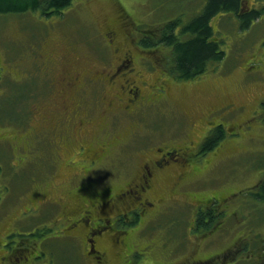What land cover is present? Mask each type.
Segmentation results:
<instances>
[{
    "label": "rangeland",
    "instance_id": "1",
    "mask_svg": "<svg viewBox=\"0 0 264 264\" xmlns=\"http://www.w3.org/2000/svg\"><path fill=\"white\" fill-rule=\"evenodd\" d=\"M205 2L73 0L60 13L48 16L38 11L0 14V58L11 64L2 69L6 75L0 78V150H8V156L0 158V236L13 232L10 251L22 237L27 239L22 241L29 242L21 246L22 251L35 246L37 249L32 250V255L41 253L33 264L90 263L83 241L61 236L59 232L65 227L61 216H69L65 211L76 200V194L81 193L85 202L96 197L100 188V183L92 176L87 178V174L85 181L74 180L78 186L68 179V174L78 171L79 164L69 160L79 155V133L65 138L64 134H48L56 148L47 150L46 146L41 147L43 142L29 125L19 123L23 128L20 131L5 118L21 117L23 113L18 108H27L29 93H36L35 100L39 96L38 102H44L47 110L53 107L54 100L49 99L41 79L46 74L37 51L55 54L54 59L65 52L70 62L79 57L76 69H82L94 54L100 53L95 51L94 44L99 49L106 48L110 36L105 31L113 28L118 45L135 51V62L144 63L138 69L143 75L139 76V85L145 100L143 105L128 107L135 111L132 117L118 106L115 127L109 137L97 135L107 122L100 115L105 106L94 111L90 124L95 130L93 139L95 142L101 139L107 151L112 145L111 162L101 167L95 177L104 181L112 171L127 169L126 176L111 181L115 189L135 173L142 156L151 155L148 150L153 144L165 148L179 146L188 144L187 137H191L193 149L197 150L203 136L216 124H221L223 133L216 146L199 152L202 166L190 170L193 177L183 186L175 187L166 180L156 185V196L168 197L152 216L142 217V226H135L127 233L125 241L130 248L127 246L125 251L132 253L127 260L131 264H195L207 256L205 259L210 258L214 264H264V200L252 198L248 192V188L264 179V116L261 117L264 113V11L246 29H240L239 19L230 12H221L214 18L213 26L217 30L213 32L221 39L224 57L209 63L206 71L193 79H176L167 72L166 76L161 75L160 60L169 71L170 53L166 46L138 49V52L135 47L144 29L158 31L160 25L176 18L183 25L201 12ZM241 6L263 7L264 1L242 0ZM59 67L56 61L53 71L57 72ZM100 99L104 103L101 96ZM227 102L232 104L222 108ZM228 109L232 111L224 114ZM249 120L251 127L246 125ZM65 127V123L57 126L58 130ZM23 147L29 151L28 156L11 155L12 151L25 152ZM55 149L58 150L56 165L47 166V162L51 163L50 151ZM176 188L185 193L184 197L178 198ZM188 197L189 203L181 201ZM221 198L219 228L212 229V233L192 229V204L209 205ZM58 199L60 206L52 202ZM102 240L98 248L105 246L106 264H124L118 244H111L108 237Z\"/></svg>",
    "mask_w": 264,
    "mask_h": 264
},
{
    "label": "flooded vegetation",
    "instance_id": "2",
    "mask_svg": "<svg viewBox=\"0 0 264 264\" xmlns=\"http://www.w3.org/2000/svg\"><path fill=\"white\" fill-rule=\"evenodd\" d=\"M245 7L248 8V6ZM250 7L251 6H249V8ZM105 34H109L110 36L108 43H105L106 48L104 50L99 49L100 46L97 47L96 44H94L95 51L100 53L94 54L90 59L91 61L82 69H76V63L80 60L79 57H76L74 62H70L67 60L65 52L60 53L54 59L55 54L50 56L46 55V52L42 50L37 51L36 56L40 58V64H42L43 71L46 74V76L41 75V79L48 89L50 94L49 99L54 100L53 107L47 110L44 102H42V104L38 102L39 96L35 100L36 93H29L28 96L30 100L27 103V108L22 109L17 106L19 107L18 110L20 109L23 113L21 117L10 115L5 118V121H8L9 124L18 126L20 131H22L23 128L19 123L23 122V125H29L32 128V132L40 137L43 142L41 147L44 148V146H46L47 150H50L52 147L56 148L53 140L47 137L48 134L52 136H61L64 134L65 138V136L71 137V135L79 133V155L69 160L71 163L79 164L78 171L76 172L75 170V173L68 174V179L72 185L78 186L79 183H73L74 180L80 181L82 178V180L85 181V176L87 174V178L92 176L96 182L100 183V190L98 189V193L95 195L96 197L91 196L94 198H90L85 202L83 201L81 193L76 194V200L70 205L68 211H65L68 212L69 216L67 218L65 217L66 214L61 216L64 218L63 224H65V227L63 232L59 231L60 235L70 236L79 241L82 240L84 243L83 249L85 255L90 261L89 264H106V248L105 246L98 248V244L100 246V243L103 241L102 239L108 237L111 244H118L119 248L122 250L124 254H122L124 264H131L127 259L132 253L125 251L127 246L130 248L125 241L127 233L135 226H142L144 223L142 217L148 215L152 216L156 208L159 209L163 202L166 201L168 195L164 198L156 196L155 194L156 185L162 180H166L169 184L177 187V185L183 186L189 179H192L193 176L190 170L202 166L200 159H198L201 143L197 145V150L193 149L194 141L191 137H187L188 144L179 146L175 144L174 146L165 148L164 146H154L155 144H153V147L148 150L151 152V155L142 156L144 158L141 159L135 173L115 189L112 187L111 181L115 178L126 176L128 174L127 169L119 172L112 171L109 173L111 176L107 175L104 181L99 177H95V175L101 172V167L111 162L110 159H112V154L110 150L112 145L109 146L107 151L104 148L105 143H103L101 139H99V142H95L93 139L92 134L95 133V130L93 125L90 124L93 120L94 111L99 109L101 105L105 106V108L100 111V115L103 119H107V122L104 128L102 127L98 131L97 135L104 134L105 137H109L115 127L114 120L117 118L118 106L120 105L122 107L128 117H132L135 111L130 110L131 107L128 109V107L130 105H136L137 103L143 105V99L145 100L139 85L141 82L139 76L142 77L143 75L138 69V66L143 67L144 63L135 62V51L122 48L118 45L116 31L113 28H107ZM141 41L142 37L136 41V45L138 44L135 46L137 52L138 49H147L143 47ZM35 49L36 48H33L32 50ZM18 56H21V54ZM56 61L60 64V67L57 72H54ZM19 63L20 62L17 61V67H19ZM8 65L11 64L1 57L0 78L6 75V72L2 71V69H5ZM160 66L161 75L166 76L165 73L169 72L165 66L163 67L161 60ZM100 96L104 103H102ZM231 104L232 102H227L221 105V107H228ZM13 109L14 108L11 107V110ZM229 111L232 110L228 109L224 114ZM4 112L9 113L6 109H4ZM253 116L252 114L251 117ZM263 116L264 113L261 117ZM33 122L37 124L32 125ZM63 123L66 124V127L58 130L57 126ZM210 123L212 122L209 121L208 124L210 125ZM218 125L221 124L218 123L213 126L211 130L203 136V141L210 137L217 127L221 130V126ZM246 125L251 127V121ZM23 149L25 152L12 151L11 155L14 157L28 156L26 152L29 151L24 147ZM42 152H44L43 149ZM50 153L52 156L48 157L51 159V163L47 162V166L50 164L55 166L58 160L55 153H58V150H51ZM201 153L204 152L202 151ZM7 156L8 150H6V152H1L0 150V158H5ZM39 156L40 155H38V157ZM0 189L2 190V188ZM56 189L60 191L59 188ZM177 190L176 188V191ZM176 195L178 198L179 196L184 197L185 193L181 192L179 189ZM189 197L187 199H181V201L183 203H189L191 201ZM169 199H172V195ZM221 200L222 198L217 201H212L209 205L193 203L194 209H192L190 217L192 229L202 232L210 230V233H212V229L219 228L221 220L219 221L217 218H219L222 212L218 210V202ZM52 202L58 206L61 205L59 199L52 200ZM172 202H174V200ZM174 203H177V201ZM214 204H217V207ZM33 206L39 209L37 204H33ZM213 210L215 213H218L217 216L212 213ZM214 222L218 225L216 226ZM59 225L62 226V222H59ZM74 230L77 232L74 233ZM12 234L13 232H10L0 236V264H33V260L41 254L36 253L32 255V250H36L37 247L32 246V250L25 248L24 251H22L21 246H26L29 242L22 241V239H27L21 237L16 247L10 251L8 247ZM35 237H37V235ZM146 246L148 245H144V247ZM234 248H236V246ZM233 251L237 252V250ZM231 252L227 255L225 254L226 258ZM206 257L194 263L200 264L202 261H207L208 264H214L213 260L210 258L205 259Z\"/></svg>",
    "mask_w": 264,
    "mask_h": 264
},
{
    "label": "trees",
    "instance_id": "3",
    "mask_svg": "<svg viewBox=\"0 0 264 264\" xmlns=\"http://www.w3.org/2000/svg\"><path fill=\"white\" fill-rule=\"evenodd\" d=\"M72 1L0 0V14L38 11L41 15L48 16L60 13L71 5ZM241 2L242 0H206L201 12L183 25H179V19L176 18L160 25L158 31L144 29L141 44L146 48L164 46L169 48L170 72H168L176 79H193L203 74L209 63L219 62L224 57L221 39L213 32L217 30L216 26H213L214 18L221 12H230L239 19L240 29H246L263 14L264 6L242 8ZM147 36L149 38H146ZM262 109L264 110V104ZM222 136L223 133L217 127L213 134L201 143L200 152L212 149ZM248 192L252 198L264 200V179L248 188ZM214 205L217 207V204ZM212 213L218 215L214 210Z\"/></svg>",
    "mask_w": 264,
    "mask_h": 264
}]
</instances>
